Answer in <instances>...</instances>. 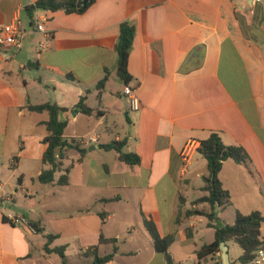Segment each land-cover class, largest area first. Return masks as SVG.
<instances>
[{
	"label": "crops",
	"instance_id": "crops-1",
	"mask_svg": "<svg viewBox=\"0 0 264 264\" xmlns=\"http://www.w3.org/2000/svg\"><path fill=\"white\" fill-rule=\"evenodd\" d=\"M37 1L0 0V26L19 22L25 32L20 50L0 49V172L10 188L30 196L31 182L42 194L38 177L48 168L42 158L49 114L29 106L67 108L64 136L86 153L66 151L55 179L69 168L67 185L45 184L61 188L63 197L52 191L23 206L18 190L7 197L0 182V264H62L44 250V234L58 235L50 248L65 246L68 264H92L94 257L85 253L94 246L100 256L114 254L104 264H166L145 220L162 237L175 234L169 249L175 264H198L205 245L195 238L201 222L183 216L210 212L208 204H194L208 161L197 150L185 169L181 152L189 140L201 143L212 133L226 145L242 146L251 159L249 167L223 164L220 179L231 205L244 214L262 212L240 199L264 202V0H94L83 14L36 10L31 19L25 9ZM126 20L136 25L128 84L117 75L115 49ZM40 23L45 32L37 29ZM126 86L136 90L138 111L130 109ZM82 98L94 114L75 109ZM114 141H126L125 151L140 163L128 165L115 150L102 148ZM222 209L219 225L229 224L220 218ZM11 217H24L29 226ZM101 236L116 242L100 244Z\"/></svg>",
	"mask_w": 264,
	"mask_h": 264
},
{
	"label": "trees",
	"instance_id": "trees-1",
	"mask_svg": "<svg viewBox=\"0 0 264 264\" xmlns=\"http://www.w3.org/2000/svg\"><path fill=\"white\" fill-rule=\"evenodd\" d=\"M91 0L86 6L82 0H38L35 4L27 7L25 12L32 19L36 10H45L51 12H64L65 14H83L93 4ZM136 36V25L134 22L126 20L120 25V34L115 45L118 54L117 75L125 83L128 84L131 76L128 72V59ZM109 79L108 72L102 80L97 84L100 97L102 90ZM74 80V79H73ZM78 112L86 115L94 114V110L84 103V98L75 106ZM32 112H48L49 119L44 123L48 134L43 142L47 145V149L43 154L42 162L48 166L44 169L38 180L43 184L56 183L60 186H65L69 183V168L67 173L62 175L57 181L56 173L61 171L65 153L67 150L74 148L83 157L85 150L79 148V144L75 139H67L64 136V131L68 125V119L62 118L63 114L68 111L67 108L61 107L55 103H45L36 106H29ZM126 141H114L109 144L102 145L105 150H115L118 153V158L121 162L128 165H138L140 157L132 152H126ZM199 153L208 161L209 174L204 178L205 186L203 191L207 195L195 201V205L209 204L210 212L204 210H191L184 214L183 218L192 216H204L210 221V227L215 228L214 241L203 245L197 252L198 264H204L213 258L217 253H221L220 244L235 243L242 249V254L238 261L242 264H251L259 256L260 251H264V236L262 235V226L264 224V215L259 210H254L248 214L237 211L235 221L232 225H217L213 222L218 220V210L232 204V197L228 190L224 189L220 179V173L223 164L227 160H233L239 165L249 167L251 159L247 151L242 146L226 145L218 133H212L207 139L202 140L199 147ZM17 160V158H15ZM21 182V177L19 178ZM183 199H180V208L183 206ZM181 212L176 217V224L181 223ZM102 220L105 221V215L101 214ZM38 233H44V228L40 223L31 225ZM145 226L148 229L153 240L155 249L164 255L166 264H175L169 253V249L175 240V234H169L162 237L152 221L145 220ZM47 242L44 250L47 253L57 254L61 258L62 264H68L66 260V247L60 246L50 248V245L57 239L58 235L44 234ZM116 239H105L101 236L100 244L115 243ZM90 253L94 257L92 264H104L114 258V254L100 256L99 246L91 247L85 254ZM219 262V261H218ZM220 264V263H216Z\"/></svg>",
	"mask_w": 264,
	"mask_h": 264
},
{
	"label": "rangeland",
	"instance_id": "rangeland-1",
	"mask_svg": "<svg viewBox=\"0 0 264 264\" xmlns=\"http://www.w3.org/2000/svg\"><path fill=\"white\" fill-rule=\"evenodd\" d=\"M39 98H40L39 100H41V98H43V100H46V101L50 100V98L48 96H44V95L43 96L39 95ZM0 182L2 184H5V182H6V179L1 172H0ZM204 185H205V183L202 182V186H204ZM27 187L29 189L30 196H26L24 193H22L20 187H17V188L15 187V189L18 190V192H19L17 197H22L21 200H22L23 206H26L25 203L30 202V200H29L30 197H35L36 200L44 199L43 197H51L48 194H50L52 191L55 192V196H52V197H63L61 188H56V190H53L54 188H52L50 185L42 184V187H44L42 190V194L36 195L35 190L33 189L31 182L27 184ZM15 189H12V188H10V186L8 184H5V190H7V192H8L7 197L15 196L14 191H13ZM205 195H207L206 192L200 191L197 196H199L201 198V196H205ZM240 200H241V202H245V203L250 200L251 202L256 204L259 209L262 210V213L264 215V202L260 198L258 199V197H250L248 199L247 197H242V199H240ZM189 207L191 208V206H189ZM237 211L238 210H236V206L230 204V205H228L222 209V212H220L221 213L220 218L223 221L228 222L229 223L228 225H232V222L234 223V221H235ZM197 221H198V223L201 222V226L199 227L198 235L195 238H196L198 245L201 247L203 244H207L214 239V235H213L214 227H209L210 221L207 217L197 216ZM219 224H222L219 222V220H215L213 222L214 226H217ZM262 235L264 236V224L262 226ZM228 246L230 247V250H229V260L231 261L230 264H242L238 261L239 256L242 254V249L239 247V245H237L235 243H229ZM218 263L224 264L222 254H221V257L219 258ZM185 264H195V262L188 261ZM251 264H264V261L262 260L261 256L259 255L257 257V259Z\"/></svg>",
	"mask_w": 264,
	"mask_h": 264
},
{
	"label": "built area",
	"instance_id": "built-area-1",
	"mask_svg": "<svg viewBox=\"0 0 264 264\" xmlns=\"http://www.w3.org/2000/svg\"><path fill=\"white\" fill-rule=\"evenodd\" d=\"M37 29L39 31L45 32V28L42 23H40L37 26ZM24 37H25V32L21 29L19 22L0 26V49L14 48L16 50H20L23 46ZM40 46H41L40 48H43L42 44ZM124 95L132 111H138L141 108V102L136 93V90L132 89L129 86H126L124 88ZM91 140H95V139L92 138ZM199 147H200V143L194 139L189 140L184 146L181 152V157L185 169L189 166L190 162L192 161L194 152H196L199 149ZM1 188L2 185L0 184V189ZM10 221L13 224H26L29 226V224L27 223L24 217H11ZM258 255H260L262 260L264 261V251H260ZM220 257H221V253H217L215 256H213L212 259H210L208 262L204 264H216L218 263Z\"/></svg>",
	"mask_w": 264,
	"mask_h": 264
},
{
	"label": "water",
	"instance_id": "water-1",
	"mask_svg": "<svg viewBox=\"0 0 264 264\" xmlns=\"http://www.w3.org/2000/svg\"><path fill=\"white\" fill-rule=\"evenodd\" d=\"M83 5L86 6L91 0H82ZM221 252H222V258L224 261V264H229V246L226 243L220 244Z\"/></svg>",
	"mask_w": 264,
	"mask_h": 264
}]
</instances>
